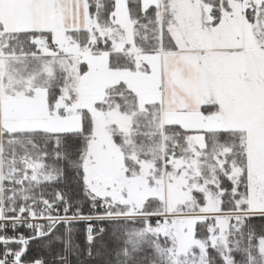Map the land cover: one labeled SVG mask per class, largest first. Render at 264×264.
<instances>
[{"label":"snow or ice","instance_id":"1","mask_svg":"<svg viewBox=\"0 0 264 264\" xmlns=\"http://www.w3.org/2000/svg\"><path fill=\"white\" fill-rule=\"evenodd\" d=\"M0 264H264V0H0Z\"/></svg>","mask_w":264,"mask_h":264},{"label":"trees","instance_id":"2","mask_svg":"<svg viewBox=\"0 0 264 264\" xmlns=\"http://www.w3.org/2000/svg\"><path fill=\"white\" fill-rule=\"evenodd\" d=\"M82 242V241H81Z\"/></svg>","mask_w":264,"mask_h":264}]
</instances>
